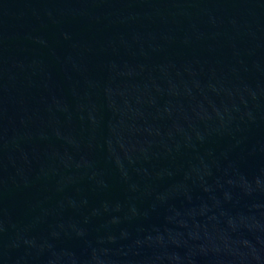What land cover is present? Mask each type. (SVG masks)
<instances>
[{"label":"water","instance_id":"95a60500","mask_svg":"<svg viewBox=\"0 0 264 264\" xmlns=\"http://www.w3.org/2000/svg\"><path fill=\"white\" fill-rule=\"evenodd\" d=\"M0 264H264V0H0Z\"/></svg>","mask_w":264,"mask_h":264}]
</instances>
